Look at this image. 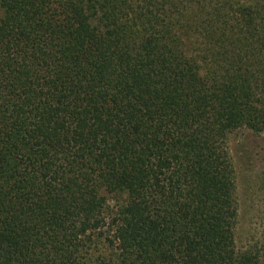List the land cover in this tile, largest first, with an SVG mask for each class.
Instances as JSON below:
<instances>
[{"label":"trees","instance_id":"16d2710c","mask_svg":"<svg viewBox=\"0 0 264 264\" xmlns=\"http://www.w3.org/2000/svg\"><path fill=\"white\" fill-rule=\"evenodd\" d=\"M239 129L264 136V0H0V264H264Z\"/></svg>","mask_w":264,"mask_h":264},{"label":"rangeland","instance_id":"374dc122","mask_svg":"<svg viewBox=\"0 0 264 264\" xmlns=\"http://www.w3.org/2000/svg\"><path fill=\"white\" fill-rule=\"evenodd\" d=\"M229 143L239 205L236 243L249 249L264 242V136L239 129L231 134Z\"/></svg>","mask_w":264,"mask_h":264}]
</instances>
